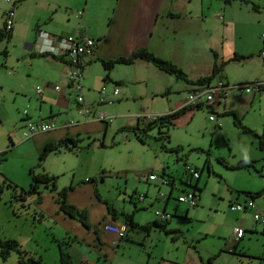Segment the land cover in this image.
Returning a JSON list of instances; mask_svg holds the SVG:
<instances>
[{
  "label": "rangeland",
  "instance_id": "374dc122",
  "mask_svg": "<svg viewBox=\"0 0 264 264\" xmlns=\"http://www.w3.org/2000/svg\"><path fill=\"white\" fill-rule=\"evenodd\" d=\"M9 8L5 0H0V27ZM12 31L10 41L0 42V182L7 179L28 189L32 182L30 170L35 168L37 172L46 171L56 176L57 190L46 188L44 194L58 195L59 190L73 185L74 190L69 193L71 200L79 202L91 195L92 202L99 203L97 192L101 194V206L107 216L112 217V212L105 201L119 211L121 220H124L121 212H130L134 213L135 221L147 222L166 220L156 214V211H164L172 189L163 182L165 168L166 177H174L177 187L164 212L170 214L168 228L179 232L166 233L154 226L148 236L137 228H129L125 236L128 242L125 255L132 257L135 263L126 258L121 264L125 261L127 264L138 263L135 253L139 252L144 235V245L149 252L163 255L168 261L165 263L160 259L158 262L162 264H189L192 259L198 264H264V223L254 218L255 213L264 217V151L250 133L235 125L232 116H218L206 106L188 108L173 119L169 128L162 127L169 131L167 138L160 136L158 127L143 131L149 123L143 117L157 113L154 108L141 106L140 99L137 104L122 99L101 106V110L114 119L110 123L102 122L104 128L100 134L91 135V138L83 135L75 149L58 141L60 148L50 152L40 167L39 157L45 147L40 153L36 152L35 145L30 142L33 135L26 136L27 126L22 124L25 123L22 119L24 111H39L43 103L36 98V86H42L43 81L35 80V72L42 71L44 61L41 57L31 56L26 45L35 40L39 29L36 31L28 24H15ZM4 49L8 50L7 56ZM60 85L58 96L65 99L68 88L61 82ZM29 98L34 100L33 105ZM46 102L43 113L51 103ZM211 114L218 117L221 126L210 120ZM63 116L69 118L65 113ZM102 141L104 146H100ZM243 158H255L256 167H228ZM187 166L198 169L202 189L194 187L197 177L192 178ZM150 173L157 174L158 179L148 180ZM184 190L196 192L197 206L178 201L180 195L187 193ZM245 191L262 192L255 198L257 207L232 209L231 204L251 199ZM142 194L145 195L143 200L139 198ZM20 203L13 197V191L5 187L0 201V235L3 238L18 236L35 244L31 239L33 236L40 238L64 231L54 214L38 210L31 216H22L32 208L26 209ZM15 205L17 209L13 214L11 209ZM86 207L93 208L90 204ZM94 211L99 214L100 210ZM235 228H241L243 236H238ZM151 264H157V261L153 258Z\"/></svg>",
  "mask_w": 264,
  "mask_h": 264
},
{
  "label": "crops",
  "instance_id": "0c3cea01",
  "mask_svg": "<svg viewBox=\"0 0 264 264\" xmlns=\"http://www.w3.org/2000/svg\"><path fill=\"white\" fill-rule=\"evenodd\" d=\"M79 10L84 12L82 18L77 17ZM80 20L83 25L79 30ZM15 24H28L36 31L39 29L35 40L26 45L31 50V56L41 57L44 61L42 71L35 72V80L43 81L41 94L37 91L40 84L36 86V98L43 103L40 104L39 111L32 110L29 113L25 110L22 118L25 123L22 124L27 126L29 120L54 121L57 126L31 137L30 142L35 145L38 153L47 144H56L65 138L79 139L80 143L83 135L91 138V135L100 134L104 121L96 119V113L101 112V106L107 103L123 99L129 104H137L140 99L141 106L154 108L157 113L153 115H162L185 107L187 92L195 87L191 82L179 79L143 59H137L131 64H116L110 70L109 77H106L107 72L101 59L128 56L137 49L147 48L179 66L191 81L211 75L214 65L221 63H224V68L213 82L223 79L227 84L233 85L264 79L260 58V51L264 48V0H21L15 6L14 26ZM41 31L49 33L54 43L62 37L79 32L98 39L97 50L84 58L82 94L83 104L90 105L89 116L79 113L78 103L75 98L70 97L72 89L68 86V74L72 67L67 59L62 54L55 55L51 51L41 50ZM32 65L30 62V66ZM60 82L68 88L65 99L58 96L57 91L61 89L54 87L56 84L60 85ZM102 88L106 89L105 101L99 103ZM116 88L119 92L114 95ZM32 97L33 95L30 96ZM30 98L28 101L33 105L34 100ZM46 101L51 103L43 113L44 106L48 104ZM212 110L218 116L232 118L234 115L230 113H235L245 125L261 132L264 128V90L258 93H241L235 88L228 89L227 95L222 99L218 98ZM63 113L69 118H63ZM70 117H75L76 120ZM71 120L75 121L74 125L68 124ZM15 131L19 132L17 129ZM166 172L164 168L165 177ZM168 179L171 181L170 194L173 196L174 188L177 187L175 179L171 176ZM69 187L67 200L87 211L89 227L71 216L68 217L61 210L58 195L44 194L42 188L41 195L30 196L26 204L21 201L20 206L32 208L23 212L22 216H31L38 210L54 214L64 226V231L40 238L33 236L31 239L35 244H31L30 239H20L18 236L4 237L18 240L24 250L42 257L45 264H63L60 257L61 245L70 252L69 264H121L126 258L135 263L132 257L125 255L128 248L125 246L128 245L125 240L127 234L120 237L106 229L108 223L125 225L119 213L107 216L101 206V194L97 192L99 203L92 202L91 195H86L79 202L71 200L69 193L74 190V186ZM169 201L170 196L166 199L164 211H167ZM105 203L108 207V201ZM89 204L93 206L91 210L86 207ZM96 208L100 210L99 214L94 211ZM16 209V205L12 206L13 214ZM7 211L10 212V209ZM136 220L140 224L152 222ZM145 237L144 235L139 252L135 253L138 260L136 264H151L153 258L157 264H162L158 261L166 259L163 255L149 252V248L144 245ZM18 259L17 252L12 253L7 260H2L0 256V264H19ZM190 261L189 264H198L196 259Z\"/></svg>",
  "mask_w": 264,
  "mask_h": 264
},
{
  "label": "trees",
  "instance_id": "16d2710c",
  "mask_svg": "<svg viewBox=\"0 0 264 264\" xmlns=\"http://www.w3.org/2000/svg\"><path fill=\"white\" fill-rule=\"evenodd\" d=\"M12 34H13L12 29L11 30L7 29L5 24H3V27L0 28V42H2L4 40L10 41V39L12 38ZM3 52L6 53V56L8 55L7 49H4ZM137 59H143V60L149 61V62L153 63L154 65H156L157 67H159L160 69H162V70H164L170 74H174L175 76H177V78L183 79L187 82H191L192 84H194L195 87L196 86H204V85H208L210 83H213V80L215 79L217 74L220 72V70H222L224 68V63H221L220 65L215 64L213 73L211 75L200 77L199 79H197L195 81H191L189 79L188 75L179 66H177L176 64H174L173 62H171L169 60H166L164 58L157 56L156 54H154L153 52H151L147 48L137 49L131 55H128V56H118V57L113 58V59H101V62H102L103 66L107 72L106 77H109L110 70L116 64H131V63L135 62ZM83 69H84V66H83ZM69 87L71 88V86H69ZM192 89H190V90H192ZM243 93H247V92H243ZM70 97H73V98L76 97V92L73 89L70 93ZM218 98L222 99L224 97L217 96L214 104L217 103ZM75 100H76V98H75ZM214 104H212V105H205V104L190 105V104H186V106L180 110H177V111H174L171 113H167V114L158 115L154 119H147V121L149 120V123H148V126L143 129V131L146 132L148 129L158 127L159 132H160V136L161 137L166 136L167 138H169V134H168L169 131L163 130L162 127L164 126V127L169 128V126L171 124H173V119L176 118L180 113L184 112L188 108H203L206 106L209 109H211L212 113H215L218 115V113H216V111L212 110L214 107ZM80 105H81V103H78V106H80ZM230 114L234 115L235 125L238 128L242 129L244 132L250 133L256 139L257 146L260 148V150L264 151V128L261 132H257L256 130L245 125L243 123V121L235 113H230ZM211 115H213V114H211ZM210 116H209V118H210ZM214 122L217 125V122L216 121H214ZM136 134L138 135L139 138L142 139V137L139 133L136 132ZM60 143L65 144L66 146L72 145V146H74V149H75L78 147L79 139L65 138V139L61 140ZM104 145H105V143H104V141H102L100 143V146H104ZM59 148H60V146L57 145V143L56 144H51V143L47 144L45 146L44 151L40 154L39 166L43 167V161L45 160L47 155L52 151L58 150ZM207 162H208V160H207ZM255 162H256L255 159L243 158V159L238 160L237 163H235L233 165H230V166L228 164L227 165H228V167L233 168V169L252 168V167H256ZM208 168L210 171L211 168L209 165H208ZM30 173L32 175V182H31L28 189L19 186L17 183H14L11 180L6 179V180H4L3 183L0 182V201L3 199L5 187L8 189H11L13 191V197H15L16 200L22 201L23 204H26V202L30 196H32L34 194L41 195L43 193L42 188H43V190L46 188H51L52 190H57L56 176L55 175H51L46 171L37 172L35 168H32L30 170ZM200 178H201V174L197 178V183L194 185V187L197 189L200 188L199 187V179ZM69 188L71 189L72 187H69ZM200 189H202V188H200ZM68 190H69L68 187H65V188L58 191V200L60 203L61 210H63L66 214L70 215L74 219H77V220L79 219L85 226L89 227L88 220H87V211L85 209L84 210L79 209L75 205L70 204L68 202V200H67L68 199L67 198ZM245 193L247 194V196H251V198L254 200H255V198H257L258 196H260L262 194L261 191H258V192L245 191ZM169 196L171 199L172 194H170ZM11 201L12 200H10V202ZM108 209L110 210V212H112V214L114 216H116L115 214L119 213V211H117V209L114 208L113 206H111L110 204H108ZM121 213L124 214V222L126 225L125 235L129 231V228H137L140 231L144 232L145 235H149L154 226L160 227L166 233L179 232L178 229H172L171 230L168 228L169 219H166V220L156 219V220L149 222V223L140 224L134 220V213H130V212H121ZM12 251H17L18 258H19L18 259L19 264H45L42 257L34 256V255L30 254L28 251L24 250L21 243L18 240L14 239V238H7V237L3 238L2 236H0V256H1L2 260H7L10 257ZM60 257H61V262L63 264H69L71 262L70 252L67 251L66 248H63L62 245H61ZM210 262H211V260H210Z\"/></svg>",
  "mask_w": 264,
  "mask_h": 264
},
{
  "label": "built area",
  "instance_id": "2783aa9c",
  "mask_svg": "<svg viewBox=\"0 0 264 264\" xmlns=\"http://www.w3.org/2000/svg\"><path fill=\"white\" fill-rule=\"evenodd\" d=\"M9 5L10 8L5 12V26L7 29H12L14 26L15 20V6L21 0H5ZM83 10H79L77 12V17L82 18ZM83 22L80 20L79 30L82 27ZM41 40L40 43L42 44L41 50L44 52H53L55 55L62 54L63 57L67 59L68 63L70 64L71 71L68 74V85L76 92V101L77 103H81L78 107L79 113H84L87 116L90 115V105H85L84 97H83V66H84V58L86 56L92 55L98 47V39L93 38L87 34L77 33L76 35H68L66 37H62L61 40L57 41L56 43L53 42V37L45 32L41 31ZM45 40L43 43L42 40ZM262 40L264 42V33L262 35ZM260 58L264 70V48L260 51ZM55 89L60 90L61 87L59 84H56ZM235 88L239 92H247V93H258L264 90V79H255L251 82L245 83H237V84H227L223 79H218L216 82L210 83L204 86H196L189 92H187V99L186 104L190 105H198V104H205V105H212L215 103L217 96L225 97L227 95L228 89ZM38 93H42V87L37 86ZM119 89L116 88L114 90V95H117ZM101 97L99 98V103H103L105 101L106 89L102 88L100 91ZM157 116L151 115L149 117H144L148 119L156 118ZM95 118V115H94ZM96 119L99 121H104L110 123L113 121L114 117L108 115L106 112L101 111L96 113ZM210 119L212 121H216L218 126H221V122L218 121V118L215 115H211ZM69 125H74L75 121L71 120ZM56 123L54 121H47V122H35L29 120L27 123V132L25 133L26 136H32L38 132H45L52 129H55ZM187 171L192 175V177H199L200 173L197 169L187 166ZM148 180H157L158 175L155 173H151L147 177ZM163 182L165 184H170V180L162 175ZM145 195H140V199L143 200ZM178 200L180 202L187 203L191 206L198 205V195L195 191H189L185 194L179 196ZM232 209L235 210H250L256 208V202L254 199H248L245 203L238 202L236 204L231 205ZM158 216L162 218L169 219L170 214L167 212H160L156 211ZM254 218L256 221H262L264 223V217L260 215V213H255ZM106 229L109 231H113L117 233L118 236L123 237L125 235L126 226L125 225H118L114 223H109L106 225ZM235 232L238 236H242L244 231L241 228H235Z\"/></svg>",
  "mask_w": 264,
  "mask_h": 264
},
{
  "label": "clouds",
  "instance_id": "9594fccd",
  "mask_svg": "<svg viewBox=\"0 0 264 264\" xmlns=\"http://www.w3.org/2000/svg\"><path fill=\"white\" fill-rule=\"evenodd\" d=\"M155 116H158V115H155ZM144 118V117H143ZM145 120H147L148 118H144ZM154 119V118H153ZM170 184H171V181H170ZM169 184V185H170ZM179 198V197H178ZM179 201V200H178ZM180 202V201H179ZM232 205V204H231ZM257 207V206H256ZM126 226V225H125ZM244 234V233H243Z\"/></svg>",
  "mask_w": 264,
  "mask_h": 264
},
{
  "label": "bare ground",
  "instance_id": "6f19581e",
  "mask_svg": "<svg viewBox=\"0 0 264 264\" xmlns=\"http://www.w3.org/2000/svg\"><path fill=\"white\" fill-rule=\"evenodd\" d=\"M53 130V129H52ZM50 131V130H49ZM46 132V131H45Z\"/></svg>",
  "mask_w": 264,
  "mask_h": 264
}]
</instances>
